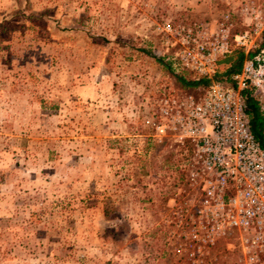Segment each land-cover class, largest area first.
I'll list each match as a JSON object with an SVG mask.
<instances>
[{"label": "rangeland", "instance_id": "374dc122", "mask_svg": "<svg viewBox=\"0 0 264 264\" xmlns=\"http://www.w3.org/2000/svg\"><path fill=\"white\" fill-rule=\"evenodd\" d=\"M230 2L0 0V264H186L165 221L186 152L147 121L163 93L208 84L182 86L149 53L172 64L161 25L213 29Z\"/></svg>", "mask_w": 264, "mask_h": 264}, {"label": "built area", "instance_id": "2783aa9c", "mask_svg": "<svg viewBox=\"0 0 264 264\" xmlns=\"http://www.w3.org/2000/svg\"><path fill=\"white\" fill-rule=\"evenodd\" d=\"M231 3L213 29L208 22L160 27L179 47L171 65L197 76H211L234 48L259 49L231 76L234 85L211 81L199 99L163 93L147 121L158 137L170 132L189 144L188 189L168 199L165 219L171 254L186 264H264V150L241 95L245 88L264 93V0ZM235 16L244 26L239 33ZM233 252L236 260L226 262Z\"/></svg>", "mask_w": 264, "mask_h": 264}, {"label": "trees", "instance_id": "16d2710c", "mask_svg": "<svg viewBox=\"0 0 264 264\" xmlns=\"http://www.w3.org/2000/svg\"><path fill=\"white\" fill-rule=\"evenodd\" d=\"M260 46L264 47V30L261 34ZM254 51L252 56L255 54ZM149 55L157 60L163 67L169 69L175 79L184 87L193 88L200 87L209 84L211 81H221L227 85H234L231 76L240 71L242 62L244 60V50L241 48H235L226 57L221 58L216 63V68L211 76H197L194 73L186 70L174 71L170 62H165L161 56L155 55V53H149ZM221 68L223 69L221 71ZM242 98L245 103L246 112L249 115V122L251 129L258 140L260 147L264 150V113L260 109V104L256 97L252 94V89L245 88L241 91ZM189 149L187 142H182L181 149ZM176 165V164H175ZM167 200V199H166Z\"/></svg>", "mask_w": 264, "mask_h": 264}, {"label": "crops", "instance_id": "0c3cea01", "mask_svg": "<svg viewBox=\"0 0 264 264\" xmlns=\"http://www.w3.org/2000/svg\"><path fill=\"white\" fill-rule=\"evenodd\" d=\"M262 100V99H261Z\"/></svg>", "mask_w": 264, "mask_h": 264}]
</instances>
